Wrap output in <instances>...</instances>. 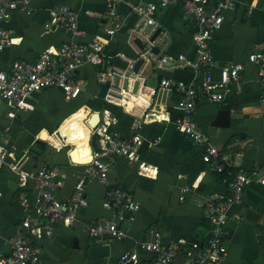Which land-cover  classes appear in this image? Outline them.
<instances>
[{"label":"crops","instance_id":"1","mask_svg":"<svg viewBox=\"0 0 264 264\" xmlns=\"http://www.w3.org/2000/svg\"><path fill=\"white\" fill-rule=\"evenodd\" d=\"M130 1L147 5L152 0ZM221 1L224 0H208V10ZM233 1L237 8L223 13L224 22L215 35L212 74L218 80L220 69L231 64L242 65L243 72L224 102L201 99L195 120L212 144L227 156L230 168L264 172L260 68L249 60L251 53L264 48V0ZM60 6H69L78 12L79 26L85 32L83 38L55 26L46 27L51 22L50 11ZM107 10L108 0H30L27 5H21L2 23L10 32L12 44L0 54V70H8L16 60L34 62L48 47L105 36V20L86 12L105 14ZM119 13L122 25L107 47L106 55L112 67L123 70L130 60L140 55L131 40L138 17L126 4L119 6ZM156 19L165 41L162 53L148 56L153 62L144 64L139 74L131 75L125 85L134 87L139 81L140 93L138 90L136 94L127 93L121 101H107L117 119L110 132L121 138L139 134L143 139L138 161L101 158L110 165L109 179L113 185L130 193L140 205L139 210L131 214L133 220L122 224L127 237L123 241L96 244L89 236L85 229L87 223L114 219L113 211L103 206L106 185L91 181L86 190L88 206L77 212V222L57 226L52 236L38 239L37 248L44 264H122V256L134 251L139 255L134 264H155V256L142 251L140 246L153 241L157 231L166 246H179L180 254L174 264H188L190 245L193 242L205 244L210 236L202 202L212 195L230 193V181L219 180L218 173L202 160V147L176 129L180 95L160 86L162 79L177 74L190 75L189 79L195 78L197 83L204 79L203 72L194 74L180 66L181 57L187 60L197 57L193 42L195 24L184 20L180 7L160 9ZM165 56L170 59L167 67L156 68ZM99 72V67L91 64L79 68L77 78L84 86L81 95L74 100H68L62 89L55 88L34 95L28 102L29 111L17 112L0 104V127L10 128L5 134V144L15 147L19 156L27 157L25 170L36 171L43 166L52 169L63 182L60 198L64 203L70 202L78 180L93 160V150L99 149L97 137H91V132L80 143L66 142L63 137L73 128V119L84 122L87 109L109 110L103 100L97 98ZM235 98L241 106L240 113H234ZM224 109L232 111L229 125L220 119L219 112ZM44 133L48 134L46 139L42 138ZM38 140H44L48 146L37 144ZM36 145L39 148H35ZM76 147L73 159L71 153ZM23 192L32 197V184L22 189L19 175L7 166L1 167L0 255L10 252L11 240L23 218L24 209L19 199ZM228 214V254L222 264H264V187L259 183L249 186L243 202L232 205Z\"/></svg>","mask_w":264,"mask_h":264},{"label":"built area","instance_id":"2","mask_svg":"<svg viewBox=\"0 0 264 264\" xmlns=\"http://www.w3.org/2000/svg\"><path fill=\"white\" fill-rule=\"evenodd\" d=\"M29 2L30 0H0V54L12 44L10 32L2 27V23L9 20L21 5H27ZM121 4L128 5L130 11L138 17V22L131 32L132 43L136 37L148 39L159 28L156 14L160 9L180 7L184 20L195 24L193 42L197 57L194 60L181 57L180 66L189 68L194 74L203 72L204 79L197 83L195 78L186 81L171 77L162 79L160 86L172 89L180 95L177 103L180 115L175 121L176 129L194 144L202 147V160L209 164L213 171L223 173L228 166L227 156L212 144L210 137L197 124L195 112L201 99L213 103L224 102L232 94L234 85L239 82L243 72L242 65L231 64L220 69L218 80L212 74L215 35L224 22L223 13L237 8V3L233 0L221 1L211 10H208V0H152L147 5L134 4L130 0H108V10L105 14L86 12L89 16L105 20V36L96 35L88 42H65L58 47H48L34 62L16 60L8 70H0V104H6L17 112L29 111L31 107L28 102L34 95L55 88L62 89L68 100L77 99L84 86L77 78V71L85 64L99 67L101 82L110 81L106 101H121L127 93L133 92V84L132 87L130 84L125 87L124 83L130 82V76L135 75L133 69L136 60H130L125 69L117 70L109 64L106 55L107 47L122 25L119 13ZM50 16L51 22L46 27H58L77 38L85 36L79 26V14L73 8H54L50 11ZM152 45L163 49L165 41L160 35L155 44H150L149 47H153ZM249 60L260 68L261 101L264 103V48L251 53ZM167 61L170 59L163 57L156 68L167 67ZM117 76L121 77L119 86L115 85ZM94 113L95 111L87 109L84 122L91 129V137L99 139V149L93 150V160L87 164L83 176L78 180L69 203H64L60 198L63 182L58 175L46 166L36 171L25 170L27 157L19 156L15 147L5 144V134L10 128L0 127V168L7 166L17 173L21 188L32 184L34 192L32 198L24 192L20 194L19 199L24 209L23 218L17 226L15 237L11 240L10 252L6 256L0 255V264H44L37 248L38 239L42 236H52L57 226H71L77 222V212L88 206L86 190L91 181L106 185L103 206L113 211L114 219L87 223L85 229L89 236L96 244L123 241L127 237L122 224L133 220L131 214L136 213L140 205L130 193L113 185L109 179L110 165L101 158L107 156L111 159L126 158L138 161L143 139L139 134L130 138L112 134L110 127L116 124L117 119L110 110L100 111L99 124L96 128L91 127L88 122ZM59 134L61 135L60 131ZM231 176L229 194L212 195L201 204L210 225V236L205 244L193 242L190 245L188 264L223 263L228 254L226 228L230 207L243 202L244 193L252 184L259 183L264 187V172L237 169ZM127 213H130L129 217L126 216ZM140 249L153 254L155 264H174L180 254L178 245L168 247L164 244L159 231L154 233L153 241L142 243ZM138 260L139 255L134 251L125 253L121 263H136Z\"/></svg>","mask_w":264,"mask_h":264},{"label":"water","instance_id":"3","mask_svg":"<svg viewBox=\"0 0 264 264\" xmlns=\"http://www.w3.org/2000/svg\"><path fill=\"white\" fill-rule=\"evenodd\" d=\"M162 34V28H158L153 34L150 35V37L148 39H142L140 37H136L134 38V45L138 48L139 50V57H137L136 59V63H135V66H134V69H133V74L137 75L139 74L142 66L144 64H147L148 62L152 63L153 60L150 59L148 57V55H151V56H159L161 53H162V48L160 46H157V45H152L153 47H149L150 44H155V42L158 40V38L160 37V35ZM146 37V36H145ZM121 81V77L120 76H117L116 79H115V85L119 86V83ZM125 85L127 83H124ZM124 85V86H125ZM139 81H136L135 85H134V90H133V93L136 94L138 89H139ZM110 87V81H106V82H100L99 84V92L97 94V98H99L100 100H103L105 102L106 101V97H107V92H108V89ZM233 103H234V113H240L241 112V106L238 102V100L235 98L233 100ZM100 111H96L90 118L88 124L93 127V128H96L97 125L99 124L100 122V119H101V116H100ZM219 115H220V119H223L227 125L230 124L231 122V115H232V111L229 110V109H224V110H221L219 112ZM91 138V137H90ZM37 144L43 146V147H47L48 144L44 141V140H38L37 141ZM97 144L99 146V139H97ZM76 152V148L73 149L71 155L74 159V156L73 154ZM130 216V213H127V217ZM128 264H134L133 262H130Z\"/></svg>","mask_w":264,"mask_h":264},{"label":"bare ground","instance_id":"4","mask_svg":"<svg viewBox=\"0 0 264 264\" xmlns=\"http://www.w3.org/2000/svg\"><path fill=\"white\" fill-rule=\"evenodd\" d=\"M73 128L68 132V134H65L63 137L66 138V142H72L73 143H80L84 142L88 135L90 134L91 130L90 128L82 121H76L72 120ZM48 137L47 133H44L42 135L43 139H46ZM82 146V144H81ZM77 152V147H76ZM74 153V155L76 154ZM86 162H89V158L86 159Z\"/></svg>","mask_w":264,"mask_h":264},{"label":"trees","instance_id":"5","mask_svg":"<svg viewBox=\"0 0 264 264\" xmlns=\"http://www.w3.org/2000/svg\"><path fill=\"white\" fill-rule=\"evenodd\" d=\"M191 72H192V71H191ZM192 73H193V72H192ZM190 77H191L190 75H187L186 77H183V76H181L180 74H177V76H175V78H177V79H182V80H186V81H187ZM103 102H104V106H105L107 109L110 110V107H111V106H110L107 102H105V101H103ZM235 171H236V170L230 168L229 165H228V166H226V168H225V170H224L223 173H218V179H219V180H228V181H231V178H232L231 174H233ZM216 173H217V172H216ZM28 196H29L30 198H32V197H31V194H29Z\"/></svg>","mask_w":264,"mask_h":264},{"label":"rangeland","instance_id":"6","mask_svg":"<svg viewBox=\"0 0 264 264\" xmlns=\"http://www.w3.org/2000/svg\"><path fill=\"white\" fill-rule=\"evenodd\" d=\"M35 148H39V146L38 145H36V147Z\"/></svg>","mask_w":264,"mask_h":264}]
</instances>
